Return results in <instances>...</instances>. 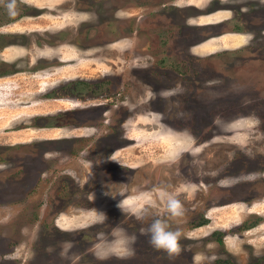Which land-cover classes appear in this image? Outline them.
<instances>
[{"label": "rangeland", "instance_id": "374dc122", "mask_svg": "<svg viewBox=\"0 0 264 264\" xmlns=\"http://www.w3.org/2000/svg\"><path fill=\"white\" fill-rule=\"evenodd\" d=\"M9 2L0 60L17 73L0 75V264H264V26L243 17L263 16L264 0H15V15ZM107 76L121 99L51 93L57 80ZM72 109L111 119L50 123ZM109 132L130 145L94 163L88 148ZM182 185L173 217L157 189ZM94 209L105 224L91 223ZM161 217L180 230L177 253L140 231ZM113 225L136 235L134 254L100 260L96 233Z\"/></svg>", "mask_w": 264, "mask_h": 264}, {"label": "flooded vegetation", "instance_id": "af4514ba", "mask_svg": "<svg viewBox=\"0 0 264 264\" xmlns=\"http://www.w3.org/2000/svg\"><path fill=\"white\" fill-rule=\"evenodd\" d=\"M168 4H170L171 6H168ZM160 5L161 6H166L167 5L170 9L173 8L172 6H178V5H176V4L172 3V2L171 3L170 2H167V3L162 2ZM0 10H1L0 14L1 13L5 14L6 12H8V10H5L4 8H2ZM215 11L216 10L208 11L207 14L214 13ZM82 13H85V12H82ZM166 14H167V16L165 18H167V20L172 21V20L175 19V16H173V14H171L170 12H167ZM243 17L247 20L248 23L251 22V26L253 28H259L260 29V28H262L264 26V15L263 16L260 15L259 12H258V14H253V15H251L249 13L248 14L246 13V14H243ZM176 22H178V21H176ZM179 24H180V27L182 29V33L184 34V32H186L185 28L187 26L185 24H187V22L184 24L183 21H182V22H179ZM247 29L249 31H251L248 27H247ZM133 31H134L133 34L137 33L136 30H133ZM124 32L126 34H127V32L131 34L132 33V28H130L129 30H127L125 28ZM56 34L59 36V34H61V33H59V34L58 33H54V37L57 38ZM183 34L178 36V40L176 42H181L183 37H184V39L188 38L187 35H183ZM11 36L3 35V41H5V42H3V44L0 45V49L5 48L6 45L9 44V43L6 44V40H7V38L10 39ZM195 41L190 42L191 44L189 43L190 45L189 44L187 45L186 50L188 48L192 47L193 44L195 43ZM53 46H56V45H53ZM125 50H127V49H125ZM57 53H60V51H58ZM176 54H177V56H175V57L177 58V60L173 61V64H177V65H173V66L175 68L179 69L181 75H185V74H187L188 71L191 70V67L187 65L186 61L184 62L185 59L182 58L183 56H182V52L181 51H177ZM16 60H17V63H24V62L27 63L28 62V61L22 60L21 57H17ZM62 60L63 59H60L58 56H56L54 58V61H56L57 63L59 61H62ZM7 62L8 61H6L5 59H1L0 60V75L10 74V73H12L11 71L15 68V67H12L11 65L9 66L7 64ZM41 62H44V61H38V63H41ZM134 71H136V70H134ZM16 73L17 72H13L12 74H16ZM111 78H112L111 76H107V77H105V78H103L101 80L96 81L97 83L94 84V85H92L91 82H89L87 79H84V78H79L74 83L69 82L70 79H64L66 81L65 83H59L60 80H57V81H55L56 83H54V85L52 87V92L51 93H53V95H54L53 97H54L55 100H57V99H67V101L70 100L73 103L77 101L75 99L80 100V99H82L84 97L87 98V97L93 95V92L95 94H97V93H99V95L101 94L100 96L111 94V93H112V95H114L113 93L116 92V94H119L118 98L121 99V93H120V91H117L118 90L117 89L118 86L116 87L114 85V83L112 82ZM73 85H76V87H74ZM69 87H73V88L71 90L67 91V89ZM77 87H79L81 90L79 89V90L76 91L75 88H77ZM154 90L155 89H153V91ZM75 92H76V94H75ZM114 96H116V95H114ZM153 99H154V97H153ZM214 100H209V99L206 98L205 99L206 105H205V103H204V105L207 106V104H211L212 101H214ZM111 104L113 105V107H118L119 106V103L118 104L111 103ZM111 104H108V105H111ZM81 108H85V107H81ZM41 116L42 115H36L35 119H39V118H41ZM99 116L100 115L95 116V113H89L87 110H84V109H80V110L72 109L71 111H68L67 114L63 113V114H56L54 116H51L52 120H51L50 123L52 125H54L55 128L56 127L59 128L60 127V126H58L59 124H63V126H64L67 121L69 122V124H70V122L71 123L75 122V123L78 124L79 122L81 123V122H84V121L86 122V121H90V120L95 121L96 119H98V121L101 120V121L105 122L106 124H109V121H110L111 117L108 116V117H106L104 119H101V118H99ZM123 119H124V117H123ZM114 121H116V119H114L112 122H114ZM72 125H74V124H72ZM112 132H109L110 134H106V135H102V136L97 137V139H95L93 141V143H95L94 149L89 150V148H88V151H87L88 155L86 154V152L84 150H78L77 149L76 153L78 155L86 154L87 155L86 157H89V158L91 157V155L92 156H96L97 154L98 155L101 154V156H103L101 158L104 159V158H106L105 156H109V160H110L111 156L113 155V153L115 151L123 148V146L130 145L129 144V140H130L129 137L124 139V140L112 139L111 138L112 137ZM74 138H80V137L76 136ZM100 143L102 145H99ZM45 150H46V147H45ZM93 160H94V163H97L98 156L93 158Z\"/></svg>", "mask_w": 264, "mask_h": 264}, {"label": "clouds", "instance_id": "9594fccd", "mask_svg": "<svg viewBox=\"0 0 264 264\" xmlns=\"http://www.w3.org/2000/svg\"><path fill=\"white\" fill-rule=\"evenodd\" d=\"M7 8L12 15H15V0H10ZM184 188L185 186L182 185L171 191L167 187H160L157 189L159 202L163 204L168 215L179 217L184 214L183 205L178 198L179 193L183 191ZM117 207H121V201L118 202ZM140 215L141 214H138V218H140ZM106 220L107 216L103 212H97L94 209L91 223L103 225ZM140 231L142 234L145 232L148 234L149 242L153 247L165 250L168 253H177L180 251V246L178 244L181 235L180 230L171 229L166 219L162 217L155 218L146 229L141 228ZM136 239L137 237L135 234H129L123 227L113 225L107 232L99 231L96 233L93 251L100 260H105L110 255L128 257L134 254L132 245L135 243ZM65 247H71V242L66 241Z\"/></svg>", "mask_w": 264, "mask_h": 264}, {"label": "crops", "instance_id": "0c3cea01", "mask_svg": "<svg viewBox=\"0 0 264 264\" xmlns=\"http://www.w3.org/2000/svg\"><path fill=\"white\" fill-rule=\"evenodd\" d=\"M170 1H171L172 3L178 5L177 7H179V4H178V3H179V0H170ZM187 2H188V1H187ZM188 4H189V5H188ZM187 5L190 6V3H187L185 6L188 7ZM187 24H188V23H187ZM199 25H200V24H196L195 26H199Z\"/></svg>", "mask_w": 264, "mask_h": 264}, {"label": "bare ground", "instance_id": "6f19581e", "mask_svg": "<svg viewBox=\"0 0 264 264\" xmlns=\"http://www.w3.org/2000/svg\"><path fill=\"white\" fill-rule=\"evenodd\" d=\"M213 39V38H212ZM203 47V46H202ZM203 48H206L205 46L203 47ZM208 49H210V48H208Z\"/></svg>", "mask_w": 264, "mask_h": 264}]
</instances>
